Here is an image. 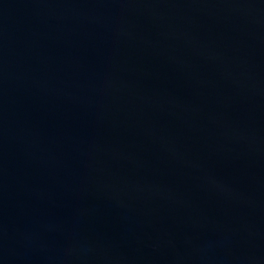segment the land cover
Here are the masks:
<instances>
[{"label":"water","instance_id":"95a60500","mask_svg":"<svg viewBox=\"0 0 264 264\" xmlns=\"http://www.w3.org/2000/svg\"><path fill=\"white\" fill-rule=\"evenodd\" d=\"M0 264H264V0H0Z\"/></svg>","mask_w":264,"mask_h":264}]
</instances>
